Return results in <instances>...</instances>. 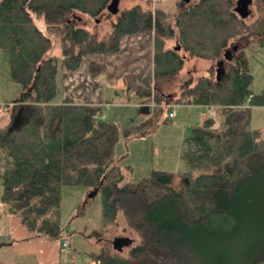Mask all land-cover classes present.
<instances>
[{
	"label": "trees",
	"instance_id": "16d2710c",
	"mask_svg": "<svg viewBox=\"0 0 264 264\" xmlns=\"http://www.w3.org/2000/svg\"><path fill=\"white\" fill-rule=\"evenodd\" d=\"M110 1L0 0V48L8 53L11 79L22 89L7 105L9 123L0 128L1 202L30 232L56 238L62 230V187L99 192L98 233L121 212L139 241L126 256L100 247L94 264H264V138L250 127L252 107L264 106V89L251 90L253 76L236 40L252 37L264 48V33L244 21L234 0H179L173 24L163 10L138 4L111 14ZM76 11L114 16L106 39L75 26ZM175 29L188 57L210 66L207 74L185 79L178 95L156 89L154 116L161 106L186 104L215 106L219 119L216 128L208 116L191 129L183 155L190 170L177 186L167 171L150 169L133 180L131 167H122L115 152L119 135H138L141 124L120 130L102 117V105L73 100L67 84L61 101H54L58 59L49 54L57 34L63 78L83 60L96 77L105 73L106 63L94 56L115 54L125 35L143 34L153 45L151 69L135 75L137 94L145 98L151 78L167 85L184 67L185 56L167 45Z\"/></svg>",
	"mask_w": 264,
	"mask_h": 264
},
{
	"label": "rangeland",
	"instance_id": "374dc122",
	"mask_svg": "<svg viewBox=\"0 0 264 264\" xmlns=\"http://www.w3.org/2000/svg\"><path fill=\"white\" fill-rule=\"evenodd\" d=\"M195 1V0H191ZM179 0H119V10L140 5L143 9L154 12L163 10L168 21L174 23L180 10ZM237 0H234V9ZM254 31L264 33V6L261 0H250L243 15ZM114 16L107 17L106 11L96 17L74 12L72 23L94 34L98 39H106L111 31L110 23ZM42 26V22H38ZM43 27V26H42ZM176 37L167 41V45L176 48L186 61L182 71L173 81L162 85L153 78L150 80V96L141 98L137 94L138 81L135 75L152 67L153 45L147 42V37L137 33L125 35L120 43L119 52L111 56H94L96 60L109 64L108 74L102 73L91 77L87 71V62L82 63L63 78L62 52L59 35L52 37V47L49 54L57 57V91L55 102L64 96L63 86L69 85L71 98L79 102L102 105V115L107 120L116 123L120 130L130 126L142 125L141 135L124 138L119 135L115 152L121 159L122 167H131L128 176L137 180L148 174L150 169L164 170L173 174L172 185L177 186L180 175L189 171L183 155L187 149L186 138L193 127L201 125L207 116L204 106L170 104L154 116V108L159 107L155 98L156 89L165 94H179L180 84L192 77L193 80L207 74L210 61L199 58H189ZM240 48L244 51L253 80L250 88L255 93L264 89V48L252 37L242 39ZM241 40V41H240ZM235 42H230L229 48ZM107 66V65H106ZM216 68V66H215ZM22 93L19 83L10 76L8 53L0 48V128L9 120V101H17ZM15 103V102H14ZM174 111V117L169 118L168 112ZM216 121L219 122L215 111ZM10 121V120H9ZM8 121V123H9ZM250 127L257 129L264 138V106H254L251 109ZM216 128V127H213ZM201 170H193L197 175ZM2 187L0 184V196ZM101 199L99 192L83 186L62 187L60 203V223L62 230L56 238L30 232L20 220L8 213L6 205L0 200V264H94V254L100 247H109L119 256H126L131 246L139 241L138 234L130 228L124 215L120 212L114 225L99 234L101 225ZM115 237L120 239L118 247L112 248ZM68 246L64 247L63 243Z\"/></svg>",
	"mask_w": 264,
	"mask_h": 264
},
{
	"label": "water",
	"instance_id": "95a60500",
	"mask_svg": "<svg viewBox=\"0 0 264 264\" xmlns=\"http://www.w3.org/2000/svg\"><path fill=\"white\" fill-rule=\"evenodd\" d=\"M249 1H250V0H237L236 5H240V4L243 5V6H241V7L237 6V8H235V10L240 14V16L243 17V15L246 14V5H247V3H248ZM118 5H119V0H111V1L108 3V5L106 6V9H107L108 12H110L111 14H114V15H115V14H117L118 11H119V7H118ZM238 7H239V8H238ZM224 56H225V58H227V59L230 58V57H229V50L225 51V55H224ZM218 76H219V75H218V69H217V74H216L217 79L219 78ZM16 119H17V116H15V117L13 118V121H12V123H11L10 128L16 126ZM119 244H120V239H119L118 237H115V238L113 239V241H112V246H113V248L116 249V248L118 247Z\"/></svg>",
	"mask_w": 264,
	"mask_h": 264
},
{
	"label": "built area",
	"instance_id": "2783aa9c",
	"mask_svg": "<svg viewBox=\"0 0 264 264\" xmlns=\"http://www.w3.org/2000/svg\"><path fill=\"white\" fill-rule=\"evenodd\" d=\"M215 111H216L215 110V106H208L207 107V115L214 120L213 127H217L218 126V122L216 121V117H215ZM173 116H174V111L173 110H170L168 112V117L169 118H172ZM63 246L64 247L68 246V243L67 242H64L63 243Z\"/></svg>",
	"mask_w": 264,
	"mask_h": 264
},
{
	"label": "crops",
	"instance_id": "0c3cea01",
	"mask_svg": "<svg viewBox=\"0 0 264 264\" xmlns=\"http://www.w3.org/2000/svg\"><path fill=\"white\" fill-rule=\"evenodd\" d=\"M111 55L114 56V55H116V54H108V55H106V56H111ZM106 65H107V66H106V73L108 74V70H109L110 68H109V64H106ZM14 100H15V99H14ZM14 100H13V101H9V103H7V104H8V105L13 104L14 102H16V101H14ZM201 107H202V106H201ZM8 116L10 117L9 112H8ZM173 117H174V116H173ZM206 117H208V115H207ZM206 117H204L203 120H204ZM9 120H10V118H9ZM9 120H8V121H9ZM8 121H6V122L4 123V126H6V125L8 124ZM202 122H203V121H202ZM201 124H202V123H201Z\"/></svg>",
	"mask_w": 264,
	"mask_h": 264
},
{
	"label": "flooded vegetation",
	"instance_id": "af4514ba",
	"mask_svg": "<svg viewBox=\"0 0 264 264\" xmlns=\"http://www.w3.org/2000/svg\"><path fill=\"white\" fill-rule=\"evenodd\" d=\"M237 6L241 7V6H243V5H242V4H240V5H236L235 8H237ZM239 7H238V8H239Z\"/></svg>",
	"mask_w": 264,
	"mask_h": 264
}]
</instances>
